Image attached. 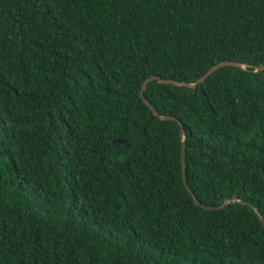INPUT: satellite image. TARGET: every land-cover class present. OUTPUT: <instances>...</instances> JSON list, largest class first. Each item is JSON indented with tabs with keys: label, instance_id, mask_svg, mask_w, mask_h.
I'll use <instances>...</instances> for the list:
<instances>
[{
	"label": "trees",
	"instance_id": "obj_1",
	"mask_svg": "<svg viewBox=\"0 0 264 264\" xmlns=\"http://www.w3.org/2000/svg\"><path fill=\"white\" fill-rule=\"evenodd\" d=\"M263 65L264 0H0V264H264Z\"/></svg>",
	"mask_w": 264,
	"mask_h": 264
},
{
	"label": "water",
	"instance_id": "obj_2",
	"mask_svg": "<svg viewBox=\"0 0 264 264\" xmlns=\"http://www.w3.org/2000/svg\"><path fill=\"white\" fill-rule=\"evenodd\" d=\"M226 66H234V67H241V68H244L245 66L240 64V63H237V62H233V61H225V62H221L215 66H213L209 71H207L201 78H199L195 83H186V82H174V81H171V80H164L158 76H153L149 79H147L144 84H143V88H142V91H141V97H142V100L143 102L149 106V108L154 112L155 116L159 117L161 120H177V118H173V117H164V116H161L155 109V107L147 100V98L144 96V93L147 89V86L150 82L152 81H155V80H158L160 83H163V84H173V85H177V86H181V87H188V88H192V89H197L199 87V85L203 82H205L207 80V78H209L212 74H214L216 71H218L219 69L223 68V67H226ZM255 70L256 71H264V65L263 66H258V67H255ZM180 125H181V128H182V135L184 137V140H185V130H184V126L182 124L181 121H179ZM186 143L184 142L183 144V170H184V182H185V186L187 188V190L189 191V193L194 197V199L196 200V202L198 204L199 201H197L193 191L189 188L188 186V183H187V177H186V168H185V164H186ZM235 202H240L242 204H245V205H250L251 207H253V205L249 204L248 202H245V201H239V200H228L224 203V205H222L220 208H225L227 207L230 203H235ZM204 207V206H203ZM206 208V207H204ZM254 208V207H253ZM207 209L209 210H213L215 209L214 207H208ZM255 209V208H254ZM255 211L257 212V214L259 215L260 219H261V222L262 224L264 225V217L260 214L259 210L258 209H255Z\"/></svg>",
	"mask_w": 264,
	"mask_h": 264
}]
</instances>
